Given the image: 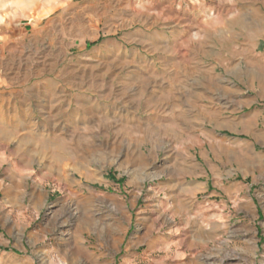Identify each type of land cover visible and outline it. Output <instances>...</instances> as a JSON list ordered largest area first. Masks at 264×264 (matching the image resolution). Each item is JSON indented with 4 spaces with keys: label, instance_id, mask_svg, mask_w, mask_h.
<instances>
[{
    "label": "rangeland",
    "instance_id": "obj_1",
    "mask_svg": "<svg viewBox=\"0 0 264 264\" xmlns=\"http://www.w3.org/2000/svg\"><path fill=\"white\" fill-rule=\"evenodd\" d=\"M234 53L242 70L264 74V0H0V222L8 224L0 233L9 240L15 217L48 227L18 263L116 264L105 240L122 225L132 252L170 232L172 245L181 243L174 216L167 225L154 215L138 239L145 208L165 200L164 169L190 153L211 161L208 183L222 205L204 204V217L194 210L189 253L264 264V123L249 124L264 111L257 82L238 85L236 117L203 118L179 139L153 129L157 91L189 92V79L203 75L218 84L216 63L233 65ZM47 98L58 99L54 113ZM17 109L23 119L14 122ZM117 203L128 204V224ZM18 234L24 244L26 232Z\"/></svg>",
    "mask_w": 264,
    "mask_h": 264
},
{
    "label": "crops",
    "instance_id": "obj_2",
    "mask_svg": "<svg viewBox=\"0 0 264 264\" xmlns=\"http://www.w3.org/2000/svg\"><path fill=\"white\" fill-rule=\"evenodd\" d=\"M220 55V54H219ZM233 59L232 62L226 66V62H217L215 65V70L217 69V80L218 84H213L209 79L210 76H201L199 79H189V92L184 91L179 94L167 95L163 91H157L154 97V106L158 108V119L153 123V129L157 130L160 138L164 140L167 134L169 136H177L178 139L188 131V137L190 130L202 129L203 118L206 120L214 121L221 114L226 111L234 113V117L238 114L243 106L242 103L236 100V98L242 97L241 90L238 85L241 83L252 84L256 83L257 87V98L262 97L264 99V74L259 73V69L256 67H246L244 70L241 69L240 64H242V57L237 59L234 56H230ZM230 59V58H228ZM226 60V59H225ZM237 62V63H236ZM227 63L229 61L227 60ZM178 95L180 97H178ZM56 100H48L51 106L49 109L50 113H54L58 110V106L54 103ZM249 103V102H248ZM48 104V106H49ZM181 110H178L181 106ZM59 114L62 109L59 107ZM126 109L120 113L122 115V120L125 121L126 117L124 115ZM21 110L18 109L15 112V117L12 118L14 122H17L19 118L23 119ZM114 112L108 111L109 116L113 115ZM49 114V113H48ZM50 118V117H48ZM96 118L93 117L90 121H95ZM5 122V118L3 119ZM261 121L264 123V111H254L253 115L249 119V124L255 126L257 130L260 129ZM2 122V123H4ZM168 122H173L170 124L172 128H168L165 124ZM135 123V121H134ZM237 126H242L241 115H237V119L234 121ZM9 126V125H8ZM11 126V125H10ZM168 130V132H166ZM258 133L264 138V131ZM16 133H13V138H16ZM183 144H194L193 140H185ZM174 166L164 169V178L162 180V189L164 193L165 200L162 203H156L153 201L148 204L145 210H150L149 212H143V218L145 221L143 229V236H140L139 244L145 242L147 239V234L150 232V227L148 224L154 215L157 219H162L164 224H172L171 217L177 218L179 222V229L181 230L180 235L181 243L175 244L171 243V232L169 234H164L165 238L157 239L153 243L149 244L146 251H134L132 252L129 248H125L124 242L128 232L129 227L122 225L118 227V237L105 240V243L111 248L116 250L115 255H118L119 262L116 264H217L216 260L211 259L215 257V254H203L199 256L197 254L189 253V248L187 243L189 242V224L191 220L190 217H194V210L198 217L203 216L201 211L206 205L212 207H219L222 205V201L217 199L218 189H214L208 183L209 170L211 161H207L206 166L197 160L193 154L176 155L173 158ZM213 167V166H212ZM202 174L201 179H190L189 184L184 183L185 177L189 174ZM203 178V179H202ZM199 193H204V195L198 196ZM213 200L215 202H213ZM121 205V208L127 210L122 212V217L125 218L128 224L129 220V206L128 204L117 203ZM205 204V206H203ZM192 211V213H191ZM152 214V215H151ZM213 216L216 218L218 215L215 213ZM204 217V216H203ZM156 219V218H155ZM191 219V218H190ZM25 220V223L22 222ZM175 221V220H174ZM14 223V225H13ZM10 228V234L8 235L9 240H6L4 235L0 233V246L9 247V252L5 251L4 254L0 253L1 256L6 257V254L13 259L11 264H19L18 257L30 254V248L34 246L35 243L43 241V237L46 234L48 227L46 228L44 224H32L27 218L21 219L20 217H15ZM7 220L0 222V227L4 230L7 226ZM24 230L26 232L25 243L23 244V239L19 237L18 231ZM178 233V232H177ZM7 235V233L5 234ZM112 237V236H111ZM31 242V243H30ZM4 243V244H3ZM25 245V246H24ZM183 245V246H182ZM44 246V244H42ZM120 247V252H119ZM119 252V253H118ZM236 264L232 260H225L220 263Z\"/></svg>",
    "mask_w": 264,
    "mask_h": 264
}]
</instances>
